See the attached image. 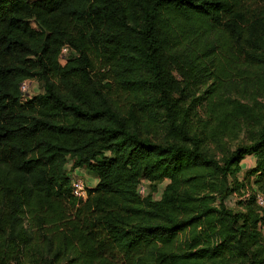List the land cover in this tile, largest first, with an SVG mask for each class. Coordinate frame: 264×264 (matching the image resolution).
Segmentation results:
<instances>
[{
  "label": "trees",
  "instance_id": "16d2710c",
  "mask_svg": "<svg viewBox=\"0 0 264 264\" xmlns=\"http://www.w3.org/2000/svg\"><path fill=\"white\" fill-rule=\"evenodd\" d=\"M246 91L264 94V0H0V264H264Z\"/></svg>",
  "mask_w": 264,
  "mask_h": 264
},
{
  "label": "rangeland",
  "instance_id": "374dc122",
  "mask_svg": "<svg viewBox=\"0 0 264 264\" xmlns=\"http://www.w3.org/2000/svg\"><path fill=\"white\" fill-rule=\"evenodd\" d=\"M41 88L40 85L37 81L32 82V86L29 88V90L26 92V95H33L36 94L38 92H40ZM233 96H231V98H236L239 99V101L241 103L244 104H248L250 106H252L254 108V112L256 115L258 116H264V94L263 93H255L253 91H246L244 94H232ZM201 116H203V113H200ZM242 129L240 131H237L236 133H233V135L226 137L223 139V142L226 143L227 147L233 148L235 145H238L240 142H244L247 140V133L246 130L244 129V125L242 124ZM254 160L255 158L253 156H249L246 157L242 163V172L239 175L240 179L242 178L244 180L245 183V187L243 189H241L240 191H236L235 193H233L226 201H225V205L237 212V211H244V206L241 204H239L240 202L245 203V201L247 200V198L250 196L251 194V188L249 185H247L246 183V179L251 180L252 178H250L248 176V172L250 169L253 168L254 166ZM73 174V173H72ZM77 173H74L73 176H76ZM72 176V177H73ZM81 178L84 179L86 187L88 184V180L89 178L94 179L93 177H91L90 175H88L87 173H80L79 175H77ZM164 184L162 183L161 185H159L158 189V193H156L154 196L155 198H159L160 196V192L163 188ZM247 195V197H246ZM256 209V212L259 214V216L262 218V221L259 223L258 228L259 231L262 235V237L264 238V211L258 209L255 205H253Z\"/></svg>",
  "mask_w": 264,
  "mask_h": 264
},
{
  "label": "built area",
  "instance_id": "2783aa9c",
  "mask_svg": "<svg viewBox=\"0 0 264 264\" xmlns=\"http://www.w3.org/2000/svg\"><path fill=\"white\" fill-rule=\"evenodd\" d=\"M68 53V48L65 46L61 49L59 61L63 64L65 62V56ZM31 80L24 81L20 86L21 91V101H25L27 95L26 92L29 90V88L32 86ZM71 187L74 197L77 200L84 201L87 197L86 192V184L83 178L79 176H73L71 180ZM139 193L143 195L144 193V187L140 186ZM247 197V195H246ZM255 204L258 207V209L264 211V196L262 194H255Z\"/></svg>",
  "mask_w": 264,
  "mask_h": 264
},
{
  "label": "crops",
  "instance_id": "0c3cea01",
  "mask_svg": "<svg viewBox=\"0 0 264 264\" xmlns=\"http://www.w3.org/2000/svg\"><path fill=\"white\" fill-rule=\"evenodd\" d=\"M96 183V180L95 179H92V178H89V180H88V184H90V185H87V186H93L94 184Z\"/></svg>",
  "mask_w": 264,
  "mask_h": 264
}]
</instances>
